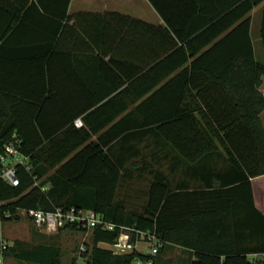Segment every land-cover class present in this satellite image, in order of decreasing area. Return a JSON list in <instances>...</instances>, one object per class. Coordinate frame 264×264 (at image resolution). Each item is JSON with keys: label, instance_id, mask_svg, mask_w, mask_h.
I'll return each mask as SVG.
<instances>
[{"label": "trees", "instance_id": "1", "mask_svg": "<svg viewBox=\"0 0 264 264\" xmlns=\"http://www.w3.org/2000/svg\"><path fill=\"white\" fill-rule=\"evenodd\" d=\"M66 1L68 7L71 0ZM148 1L162 26L127 19L131 31L147 36L150 51L154 36L161 37L160 51L152 58L155 66L140 79L129 78L132 84L125 88L133 103L146 100L121 120L85 117L77 128L76 117L95 104L46 124L56 89L50 68L43 69L42 42L49 40L33 38L26 52H14L18 31L37 25L27 21L30 13L46 18V0H0V153L14 143L31 167L18 166V187L0 181L4 209L11 213L6 223L21 220L19 211L30 218L31 210L56 207L102 215L116 227L91 229L85 264L149 260L137 251L115 255L100 246L113 244L121 227L154 232L164 242L153 264L176 263L163 256L177 248L184 257L176 264H264L249 257L264 254V63L256 58L251 34V13L262 6L264 49V0ZM131 44L133 49L137 40ZM149 136L174 153L167 159L169 174L138 160L143 154L138 144ZM123 142L131 148L114 151ZM138 171L152 178L139 212L118 201L122 181ZM61 231L85 232L77 226ZM62 254L54 240L35 245L17 240L5 260L62 264Z\"/></svg>", "mask_w": 264, "mask_h": 264}, {"label": "crops", "instance_id": "2", "mask_svg": "<svg viewBox=\"0 0 264 264\" xmlns=\"http://www.w3.org/2000/svg\"><path fill=\"white\" fill-rule=\"evenodd\" d=\"M46 8V18L30 13L27 21L30 24L39 23L40 31H37L36 28H39L37 25H30L18 31L17 37L20 41L14 50L26 52L25 49L32 45L33 38L49 40L42 42L45 44L42 49L43 56L45 55L43 69L46 73L50 68L51 82L56 89L55 95L50 98L46 107V124L50 126L54 124L52 121L75 115L92 103L95 105H92L91 109L76 117V120L82 121L80 127L75 123L77 128L84 126L85 117L100 123L101 120L113 117L118 121L129 116L147 98L144 97L136 101L137 103L132 102L131 94L125 93V88L132 84L129 78L134 76L140 79L155 66L152 58L160 51L161 37L154 36L153 52L150 51L147 36L140 31L137 33L131 31V23L127 18L153 26H162L164 22L154 7L148 0H71L68 7L66 0H46ZM255 11H262V6L251 13L252 24ZM252 38L255 47L253 35ZM134 39L137 40V44L132 49L131 41ZM49 51L53 57L47 67L46 53ZM36 52H40L39 48ZM115 86H121V89L113 91ZM261 92L264 94V79ZM98 110L100 113L94 114ZM263 114L264 112L261 119ZM114 122L95 134L93 140L96 141L99 136L105 134ZM130 148L129 142L113 146L114 151L121 152ZM138 148L143 152L138 156L141 164L145 162L155 168L163 167L166 174L170 173V163L167 159L175 157L170 148L164 144L154 143L151 136L139 143ZM170 175L173 181L176 180L175 174ZM150 176L138 171L129 181H144L147 191L152 179ZM60 233L62 232L47 236L46 242L48 238H56ZM100 246L105 247L103 244ZM173 252L176 260L184 257L179 248ZM171 255L170 258L173 260Z\"/></svg>", "mask_w": 264, "mask_h": 264}, {"label": "built area", "instance_id": "3", "mask_svg": "<svg viewBox=\"0 0 264 264\" xmlns=\"http://www.w3.org/2000/svg\"><path fill=\"white\" fill-rule=\"evenodd\" d=\"M76 125L78 127L82 126V121L77 120ZM7 150L5 153H0V181L18 187L20 185L18 166H24L28 171L31 170V167L28 166L26 156L18 151L14 143H11ZM36 185H38V182ZM42 189L47 191L48 186ZM6 205L7 202L0 197V264H5L6 251L12 246L5 235L6 219L11 217V213L4 209ZM30 219L41 233L48 235L56 234L67 226H77L85 230L81 236V253H86L89 250L88 245L91 243L92 228L102 225L107 230H113L116 227L112 223H107L102 215H97L89 210H76L75 208L56 207L53 210H31ZM121 229L122 232L119 238L113 244H103L105 248L111 250L115 255H125L137 251L148 256L149 260H138L135 264H153V258L158 255L164 242L154 232L129 227H121ZM249 257L253 263L264 260V254L260 253L251 254Z\"/></svg>", "mask_w": 264, "mask_h": 264}, {"label": "rangeland", "instance_id": "4", "mask_svg": "<svg viewBox=\"0 0 264 264\" xmlns=\"http://www.w3.org/2000/svg\"><path fill=\"white\" fill-rule=\"evenodd\" d=\"M254 13L252 35L256 41V58L260 63H264V49L260 39L262 11H255ZM262 121L264 123V114L262 116ZM129 180H131V178H125L122 181V185H120L118 191V201H121L123 204H125L128 209L136 210L138 212L142 211L143 204L148 194V191L144 192V190H146V183L139 180H134L133 182ZM19 216L21 217V220H13L5 224V235L11 245H13V243L17 240L27 242L32 245L38 244L40 242H46V237L49 235L44 234L46 236L42 237L43 233L41 234V232L33 225L26 211H19ZM61 232L62 233H60L59 236H56V238L48 239H50V241L54 240V242L61 247L63 252L62 264H85L86 258L83 257L84 255H82L83 253H81L80 250L82 244V233L70 231ZM170 255L173 257V261L175 260L177 263V260L175 259V252L173 251L166 253V255L163 257L164 259L168 257L170 258ZM163 263L166 262L164 261ZM5 264L30 263L16 260L13 257H6Z\"/></svg>", "mask_w": 264, "mask_h": 264}]
</instances>
